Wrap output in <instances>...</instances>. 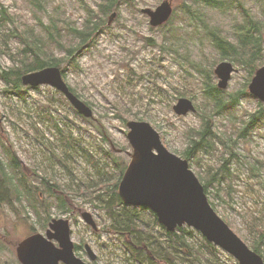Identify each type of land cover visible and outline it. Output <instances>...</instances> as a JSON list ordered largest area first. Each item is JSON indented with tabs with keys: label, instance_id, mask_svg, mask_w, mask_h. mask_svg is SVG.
<instances>
[{
	"label": "rangeland",
	"instance_id": "obj_1",
	"mask_svg": "<svg viewBox=\"0 0 264 264\" xmlns=\"http://www.w3.org/2000/svg\"><path fill=\"white\" fill-rule=\"evenodd\" d=\"M162 1L123 3L120 17L104 25L92 45L79 54L78 63L83 69L78 70L74 63L69 65L64 78L88 102L96 118L93 121L80 115L52 86L9 92L0 77V156L8 162L7 150H10L29 169H23L28 189L23 190L22 203L0 206V264H20L16 253L18 242L31 233H44L47 218H68L73 241L88 243L98 255L97 264H135L131 254L126 253V238L105 230L112 219L95 206L101 197L106 198L110 193L105 189L109 185L106 173L110 181H115L123 164L129 163L130 155L126 151L131 150V145L126 121H148L159 131L166 147L182 156L188 145L189 130L199 128L201 115L212 109V101L204 92L205 67L212 68L213 83L217 84L219 78L214 74V67L223 60L231 61L238 71L232 74L224 96L245 89L247 66L222 59L209 29L216 28L223 39L237 42L239 28L246 24L247 15L264 21V0H213L212 3L170 0L174 11L169 22L152 26L140 9L155 7ZM35 2L0 0V8L3 6L10 17L5 20L3 30L14 31L0 40V72L16 67L23 57L22 49L26 46L20 37L23 31L32 38L37 35L46 40L48 52L63 55L64 50L49 41L46 25L54 23L57 30L50 28L54 36L73 43L71 28L82 27L88 17L87 8L97 10L100 0H51L43 8H38ZM253 33L260 36L263 47L260 67L264 63V24ZM245 91L235 106L215 116L214 130L220 136L215 148L210 152H196L188 159L204 183L229 156L221 140L238 139L235 148L243 164L233 158V176L223 182L213 181L208 196L217 212L249 245L264 229V187L259 176H254L249 168L257 165L258 159L264 160V123L258 121L245 136L241 135L246 122L260 109L259 100L249 92L248 85ZM181 96L193 99L197 111L183 116L176 114L173 105ZM55 118L67 132L73 133L79 145L70 146L57 136L51 124ZM97 125L107 131L114 146L123 152L110 149L112 146L102 140ZM109 150L111 153H107ZM95 161L96 166L92 164ZM261 173L264 180V169ZM97 182L103 184L98 186ZM48 184L57 186L59 193L48 192ZM61 198L71 208L70 212L59 209ZM29 202L36 203L38 212ZM47 203L51 204L49 211L44 210ZM137 207H140L141 227L146 228L147 221L154 224L153 211ZM119 210L124 211L122 205ZM85 211L96 220L97 230L84 221ZM153 231L160 240L166 238L159 224ZM193 240L197 245L203 241L197 234ZM218 249L223 264H239L233 256ZM77 253L92 263L83 250Z\"/></svg>",
	"mask_w": 264,
	"mask_h": 264
},
{
	"label": "trees",
	"instance_id": "obj_2",
	"mask_svg": "<svg viewBox=\"0 0 264 264\" xmlns=\"http://www.w3.org/2000/svg\"><path fill=\"white\" fill-rule=\"evenodd\" d=\"M197 1H206L208 3L213 2V0ZM50 2L51 0H36L35 5L38 8H43L46 7V5H49ZM123 3L134 5V0H100L97 4V10H93L90 7L87 8L88 17L82 27L71 28L75 39L73 43H65L63 40L54 36L53 31L50 30V28L57 30L54 23L46 25V27L49 28V41L56 43L60 49H63V55H57L53 51L48 52L45 49L46 40L37 35L32 38L25 31H23L22 34H20L21 39L26 44L25 48L22 49V52L24 53L23 57L19 60V64H15L16 67L3 69L0 72V77L5 84L6 90L9 92L27 91L31 87L24 86L22 84L21 76L26 72L35 71L46 66H59L62 69L63 77H65L66 71L72 63H74L78 70H82L83 67L78 63L79 54L87 47H90L96 36L103 29L104 25H108L109 17L107 18V16H110L112 11L117 12V18L120 17V6ZM186 7L190 10V12H192L189 6ZM7 15V10L2 6L0 8V40L3 37L10 36L14 33L12 30H3L4 23L6 22L5 20L10 19ZM263 24L264 21H260L258 19L254 20L252 16L247 15L246 24L241 25L242 27L239 29V33L237 34V42H231L227 39H223L217 34L218 32L216 28L209 29L213 39V44L222 59L227 58L236 61L238 64L240 63L241 65L247 66V81L244 84L245 89H241L235 93H229L228 96L225 97L224 90L218 88L217 85L213 83L214 76L211 74L212 68L209 69L208 67H205L204 76L206 79L204 80V92L205 96L212 101V109L210 111H205L201 115L202 123L199 128L194 127L189 130L187 134L189 138L188 145L181 153L183 157L190 158L193 157L196 152H200L202 150L210 152L215 148L216 139H220V136L214 130L215 116L222 113L225 109L233 107L237 104L240 95L246 92L245 90L248 85L247 82L250 81L255 73V70L261 64L259 58H261V50L263 47L260 36H256L253 32H258ZM15 35H17V33ZM149 40L153 42L155 41L154 38H149ZM69 86L76 95L81 97L78 93L79 89L76 86L71 84H69ZM57 92L60 96L66 99L63 93L60 91ZM67 102L70 103L68 100ZM86 103L88 104L87 101ZM259 104L260 109L258 112L252 114L251 120H249V122L247 121L246 126L241 129L240 132L242 136H245V133L258 121L264 123V107L263 104L261 105V102H259ZM119 115L121 117L120 113ZM84 118L89 121L94 120L93 118ZM51 124L55 128L57 136L60 137L61 140H64L65 143L70 144V146L79 145L78 141L73 139V133L71 131L67 132L57 118L51 120ZM96 128L103 135L102 140L109 141L107 131L103 130L102 127H99L98 125ZM221 141L226 144V149L229 150V156L224 158L221 166L212 172L211 177H208L209 180L204 182L207 193H209L208 189L213 181L218 180L223 182L227 177L233 176L234 172L231 166L233 158H236V160L242 164L244 162L240 158L241 154L236 152L235 146L238 139L229 138ZM110 149L112 150V147ZM107 153H111V151L109 150ZM7 154L9 156L8 162H4L0 156V206L3 203H22L23 190L28 189L27 183L25 182L26 178L23 177L25 175L23 169H26L27 171L29 169L26 168L18 156L13 155L10 150H7ZM257 163V165H250L249 168L254 176H259V180L264 187V180L261 178V171L264 169L262 166L264 160L258 159ZM92 164L96 166L97 161L92 162ZM126 167L127 163H124L120 168L119 176H117L115 181H110V176H107L106 173V179L108 180L110 186L107 185L105 189L110 191V193L106 198H100L99 195V202L98 204H95V206L104 210L107 216L112 219L111 223L105 225V230L118 234L120 238H126V253L131 254V259L135 262V264L136 262L140 264H223L221 261V255L217 253L219 250L218 247L213 243L204 240L205 238L200 232H196L193 228L187 225L179 226L174 232H170L166 230L165 226L159 223L157 216L151 211V214L154 217V224L147 221V227L142 228L139 223L138 210L140 207L124 204L118 193V184ZM96 184L99 186L103 183L97 182ZM46 190L52 193V195L59 193L57 186L54 184H48ZM262 204L264 206V201ZM29 205L32 206L35 212H38L36 203L29 202ZM121 205L124 211L119 210V206ZM50 207L51 204L47 203L44 205V210L49 211ZM58 207L63 213L71 211V208L68 207V204L62 198ZM50 220L51 218H47L46 221L49 222ZM156 224H159L165 231V239L160 240L154 236L153 228H155ZM43 226V229H45L47 225L44 224ZM196 234L203 240L200 245L195 244L193 240V237ZM84 243V241L76 243L75 249L77 251L84 249ZM249 246L253 250L264 255V229L260 230L257 235H255ZM90 264H97V261H93Z\"/></svg>",
	"mask_w": 264,
	"mask_h": 264
},
{
	"label": "water",
	"instance_id": "obj_3",
	"mask_svg": "<svg viewBox=\"0 0 264 264\" xmlns=\"http://www.w3.org/2000/svg\"><path fill=\"white\" fill-rule=\"evenodd\" d=\"M174 8L170 0H163L156 7H142L152 26L168 22ZM117 16L112 11L108 25ZM237 71L231 61L223 60L214 68L218 87L226 88L232 73ZM23 85L37 87L50 85L61 91L67 100L84 115L94 117L93 111L71 89L59 66H46L21 76ZM249 90L264 102V65L257 69L249 84ZM178 115L196 111L192 99L180 97L173 105ZM127 138L131 159L118 184V193L126 205L144 206L155 212L159 222L170 232L187 225L198 230L208 241L233 255L239 264H264V257L253 250L222 218L206 193L205 186L190 166L188 158L170 151L163 143L161 134L148 121L128 120ZM112 147L117 151L112 142ZM82 217L94 230L97 223L88 211ZM85 249L90 260L97 253L87 243ZM21 264H89L75 251L72 230L68 218L52 219L46 233L36 232L23 238L16 247Z\"/></svg>",
	"mask_w": 264,
	"mask_h": 264
},
{
	"label": "flooded vegetation",
	"instance_id": "obj_4",
	"mask_svg": "<svg viewBox=\"0 0 264 264\" xmlns=\"http://www.w3.org/2000/svg\"><path fill=\"white\" fill-rule=\"evenodd\" d=\"M156 7V6H155ZM120 152H123V151H120ZM52 219V218H51ZM50 222V221H49ZM49 222H48V224H47V226H46V228H45V230H44V232H46L47 231V229H48V226H49ZM87 243L85 242L84 243V249H82L83 250V252H85V254L88 256V258H89V255H88V253H87V251H86V249H85V245H86ZM75 245H76V243H75ZM80 251V250H79ZM76 252H77V250H76ZM78 254V253H77ZM90 259V258H89ZM97 260V259H96ZM90 261H92V260H90Z\"/></svg>",
	"mask_w": 264,
	"mask_h": 264
},
{
	"label": "clouds",
	"instance_id": "obj_5",
	"mask_svg": "<svg viewBox=\"0 0 264 264\" xmlns=\"http://www.w3.org/2000/svg\"><path fill=\"white\" fill-rule=\"evenodd\" d=\"M242 104H243V102H242Z\"/></svg>",
	"mask_w": 264,
	"mask_h": 264
}]
</instances>
